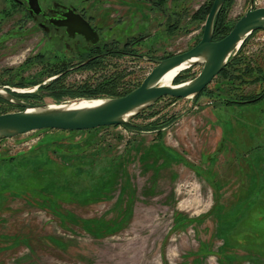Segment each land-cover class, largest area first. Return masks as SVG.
I'll use <instances>...</instances> for the list:
<instances>
[{"label":"rangeland","instance_id":"1","mask_svg":"<svg viewBox=\"0 0 264 264\" xmlns=\"http://www.w3.org/2000/svg\"><path fill=\"white\" fill-rule=\"evenodd\" d=\"M212 1L40 0L91 16L97 36L86 40L0 0V87L28 90L33 104L134 90L201 40ZM251 4L230 0L226 24ZM235 55L198 97H164L130 127L0 140V264H264V99L231 103L264 93V30ZM201 70H184L182 82ZM99 85L91 98L68 91ZM20 109L0 98L3 113Z\"/></svg>","mask_w":264,"mask_h":264},{"label":"water","instance_id":"2","mask_svg":"<svg viewBox=\"0 0 264 264\" xmlns=\"http://www.w3.org/2000/svg\"><path fill=\"white\" fill-rule=\"evenodd\" d=\"M31 9L38 12L39 0H28ZM228 0H214L206 19L201 40L191 49L162 59L143 82L128 94L99 100L96 106L84 108H54L60 104H33L15 94V89L0 87V98L20 107L19 111L0 114V140L14 138L32 131L54 129L62 131H88L100 127L126 126L131 120L164 97L177 99L199 96L231 62L244 41L254 32L264 30V7L250 9L237 21L230 33L215 40V22L218 13ZM77 32L93 39L97 32L82 19ZM188 64L187 68L202 65L201 72L193 79L163 86V76L170 70ZM83 100V99H80Z\"/></svg>","mask_w":264,"mask_h":264},{"label":"flooded vegetation","instance_id":"3","mask_svg":"<svg viewBox=\"0 0 264 264\" xmlns=\"http://www.w3.org/2000/svg\"><path fill=\"white\" fill-rule=\"evenodd\" d=\"M12 1L19 7L26 8V11L31 13L36 18H39L40 25L43 29H48L49 26H52L57 30L60 29L63 30V32L68 36H73V37L80 36L87 40L86 36L77 32V29L81 28L83 25L81 20L82 18L86 20L95 31H98L96 26L93 24L92 17L88 16V14L84 10H80L76 6L61 4V5H52L49 6L48 8H44L39 0L40 7L38 9V12H35L33 9H31L28 0H12ZM119 53L120 51L115 49L99 52L98 54H95L94 56L87 58L84 63H80L74 67L67 68L64 71L59 72L56 75V77H60V78L64 77L71 72L81 70L82 68L86 66H90L99 60H103L105 57L111 55H118Z\"/></svg>","mask_w":264,"mask_h":264},{"label":"trees","instance_id":"4","mask_svg":"<svg viewBox=\"0 0 264 264\" xmlns=\"http://www.w3.org/2000/svg\"><path fill=\"white\" fill-rule=\"evenodd\" d=\"M230 0H228L225 5L229 2ZM213 3L214 1L211 2V4L209 5V7L205 10V18L207 19L210 11H211V8L213 6ZM225 5L222 7V9L220 10V12L218 13L217 15V18H216V22H215V37L214 39L215 40H221L223 39L224 37H226L230 31L233 29V27H229L227 24H226V20H225V14H224V8H225ZM199 14V12H198ZM198 14L196 15V17L198 16ZM248 39V38H247ZM247 39L244 41V43L242 44L241 47H244V45L246 44V41ZM236 62V55L233 57V59L231 60V62L227 65V67L220 73L219 76L223 75V74H229L228 73V69ZM182 78H181V75L179 74L178 77L175 79L174 83L175 84H178V83H182ZM118 81H113L112 83H117ZM103 89V85H99L97 86L96 88L94 89H90V88H81L79 90H68V91H72L70 92L69 94L72 95V96H75V97H88V98H91V97H95L96 94H98L99 90L100 89ZM206 90V89H205ZM204 90V91H205ZM102 91V90H101ZM132 91V90H131ZM131 91H128L126 93H122V94H119L115 91H111L109 93H107L106 95L107 96H110L111 98L113 97H120V96H124L126 94H128L129 92ZM203 91V92H204ZM16 96L22 98L24 95L23 94H15ZM198 97V96H197ZM246 97H241L240 100H234L232 101L231 103L233 104H249V103H257L261 100L264 99V93L257 96L256 98H254L253 100L251 99H245ZM0 114H3L2 111H0ZM131 124H128L126 125L125 127H130ZM88 131H93V130H88ZM72 132H78V131H72Z\"/></svg>","mask_w":264,"mask_h":264},{"label":"bare ground","instance_id":"5","mask_svg":"<svg viewBox=\"0 0 264 264\" xmlns=\"http://www.w3.org/2000/svg\"><path fill=\"white\" fill-rule=\"evenodd\" d=\"M188 64H183L179 67H176L172 70H170L169 72H167L163 78L160 81V84L163 86H172L175 79L178 77L179 74H181L184 70H187ZM17 92H19V94L21 93H26L28 92V90H16ZM101 103V101L99 100H75V101H71V102H67V103H61L60 106H52L50 107L51 109L54 108H84V107H91V106H96L99 105ZM53 104V103H52Z\"/></svg>","mask_w":264,"mask_h":264}]
</instances>
